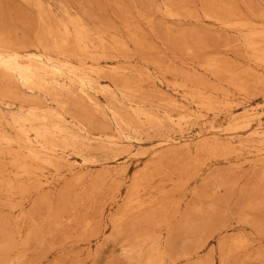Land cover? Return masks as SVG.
I'll return each instance as SVG.
<instances>
[{"label": "rangeland", "instance_id": "obj_1", "mask_svg": "<svg viewBox=\"0 0 264 264\" xmlns=\"http://www.w3.org/2000/svg\"><path fill=\"white\" fill-rule=\"evenodd\" d=\"M0 264H264V0H0Z\"/></svg>", "mask_w": 264, "mask_h": 264}]
</instances>
